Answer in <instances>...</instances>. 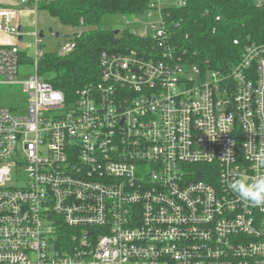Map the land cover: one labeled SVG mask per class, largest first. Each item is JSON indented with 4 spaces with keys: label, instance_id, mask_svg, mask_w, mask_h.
<instances>
[{
    "label": "built area",
    "instance_id": "built-area-1",
    "mask_svg": "<svg viewBox=\"0 0 264 264\" xmlns=\"http://www.w3.org/2000/svg\"><path fill=\"white\" fill-rule=\"evenodd\" d=\"M163 9L67 97L38 73L39 49L17 80L19 10L0 8V84L25 104L0 108V264H264V206L230 188L264 177V44L202 69L171 45Z\"/></svg>",
    "mask_w": 264,
    "mask_h": 264
},
{
    "label": "trees",
    "instance_id": "trees-1",
    "mask_svg": "<svg viewBox=\"0 0 264 264\" xmlns=\"http://www.w3.org/2000/svg\"><path fill=\"white\" fill-rule=\"evenodd\" d=\"M153 1L48 0L42 3L39 9L47 10L61 25L96 28L75 34L74 50L68 55L45 54L39 61L38 73L48 76L52 86L67 97L98 81L103 52L125 54L140 44L128 30L116 35L115 31L98 28L102 17L142 14ZM185 2L183 7L162 10L165 27L172 35L171 45L181 48L180 52L186 51V57L202 69L227 72L239 62L246 46L264 44V0ZM198 180L206 181L207 177L200 176Z\"/></svg>",
    "mask_w": 264,
    "mask_h": 264
},
{
    "label": "rangeland",
    "instance_id": "rangeland-1",
    "mask_svg": "<svg viewBox=\"0 0 264 264\" xmlns=\"http://www.w3.org/2000/svg\"><path fill=\"white\" fill-rule=\"evenodd\" d=\"M156 2V10H149L142 14L131 16L105 15L102 17L98 28L105 31L122 32L128 30L141 33L146 25L159 23V9L173 7L178 0H156ZM5 7H12L19 10V26L22 28L23 32L21 46L19 47L21 62L19 64V73L17 76L18 81H22L33 74L32 61L36 49L42 51L44 55L58 53L66 44L74 39L75 34H80L86 30H93L96 28L61 25L59 20L52 17L47 10L39 9V11L35 13L34 10L25 9L22 0H0V8ZM150 13H152V17L149 16ZM35 33H37L38 36L42 33L43 36L41 38L42 43L38 47L35 46L36 38L33 36ZM56 33L59 34L58 38L55 37ZM1 80L2 78L0 77V81ZM14 105H25L24 95L21 93V86L0 84V108H10Z\"/></svg>",
    "mask_w": 264,
    "mask_h": 264
},
{
    "label": "clouds",
    "instance_id": "clouds-1",
    "mask_svg": "<svg viewBox=\"0 0 264 264\" xmlns=\"http://www.w3.org/2000/svg\"><path fill=\"white\" fill-rule=\"evenodd\" d=\"M230 188L238 197L253 206H264V177L248 181L245 178H237Z\"/></svg>",
    "mask_w": 264,
    "mask_h": 264
},
{
    "label": "water",
    "instance_id": "water-1",
    "mask_svg": "<svg viewBox=\"0 0 264 264\" xmlns=\"http://www.w3.org/2000/svg\"><path fill=\"white\" fill-rule=\"evenodd\" d=\"M19 31H22V28H21V27L19 28ZM50 31H51V30H50ZM118 33H119V31H115V34H116V35H117ZM39 36L42 38V37H43V36H42V33H40V35H39ZM55 37H57V38H58V37H59V34H58V33H56V34H55ZM21 40H22V37L20 38V41H21Z\"/></svg>",
    "mask_w": 264,
    "mask_h": 264
},
{
    "label": "crops",
    "instance_id": "crops-1",
    "mask_svg": "<svg viewBox=\"0 0 264 264\" xmlns=\"http://www.w3.org/2000/svg\"><path fill=\"white\" fill-rule=\"evenodd\" d=\"M10 8H12V7H10ZM18 10V9H17ZM40 35V34H39ZM40 37V36H39ZM41 38V37H40Z\"/></svg>",
    "mask_w": 264,
    "mask_h": 264
}]
</instances>
